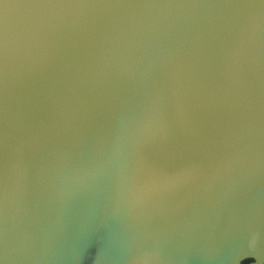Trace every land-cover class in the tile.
Segmentation results:
<instances>
[{
	"label": "water",
	"instance_id": "water-1",
	"mask_svg": "<svg viewBox=\"0 0 264 264\" xmlns=\"http://www.w3.org/2000/svg\"><path fill=\"white\" fill-rule=\"evenodd\" d=\"M0 264H264V0H0Z\"/></svg>",
	"mask_w": 264,
	"mask_h": 264
}]
</instances>
